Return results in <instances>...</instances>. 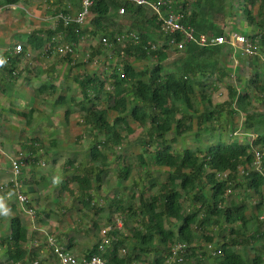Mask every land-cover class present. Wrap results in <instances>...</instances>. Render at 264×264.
Here are the masks:
<instances>
[{"label": "trees", "instance_id": "16d2710c", "mask_svg": "<svg viewBox=\"0 0 264 264\" xmlns=\"http://www.w3.org/2000/svg\"><path fill=\"white\" fill-rule=\"evenodd\" d=\"M20 1L0 0V6ZM70 1L73 5L79 2ZM241 1L249 31L239 28L235 31L252 39L260 50L264 46V0ZM256 5L257 12L254 11ZM122 7L127 12L121 23V27H128L125 31L113 28ZM172 8L182 14V23L193 27L197 34L225 33L223 30L211 33L214 24L210 22L224 10L225 0H174ZM55 12H67V8L59 5ZM90 16L93 17L91 27L75 23L64 27L60 20L55 28L35 29L22 43L20 53H16V46L13 52L9 49L4 52L2 58L6 63L0 68V115L9 109L30 124L36 108L28 111L8 108L12 98L5 94L12 78L21 76L17 69L24 65L27 49L39 50L46 58L52 56L58 43L53 37L65 29L67 33L63 39L73 48L86 35L94 39L99 37L89 61L99 63L105 58L104 69L100 73L94 71L73 77L82 93L78 103L85 112L82 122L94 136L90 158L82 168H75L73 159L66 161L78 172L72 179L79 185L80 202L90 208L96 207L97 213L105 210L103 206L98 207L96 191L102 188V175L113 164L109 155L115 157V163L124 159L117 151L129 144L127 135L135 132L132 123L146 130L145 138L140 141L143 149L138 160L145 169L142 180L147 179L149 184L136 180V191L128 200L121 193L106 198L111 212L119 213L115 218V215L109 216L108 222L123 217L124 231L110 230L103 240L80 257L100 253L114 264H166L174 245L182 242L187 245L181 254L184 260L172 264H264L261 249L253 256L240 251L241 247L264 241V157L260 169L255 164V150L264 153V67L260 64L259 52L244 55L241 50L235 53L230 45L203 47L195 43L179 51L171 40L180 42V34L167 33L152 9L127 0H94ZM231 32L234 31L226 35ZM104 37L108 39L107 45L102 41ZM171 50L183 54L179 57L178 70L168 71L166 60ZM226 52L236 54L240 60L248 59L254 71L247 78L238 75V83L227 85L228 98L215 103L207 93L209 87L218 90L221 83L233 77ZM72 54L67 52L62 63L56 62L60 71L68 69L69 76L72 68L78 66ZM142 61L150 65L138 67L137 63ZM23 68L31 69L28 64ZM52 80L34 87L35 94L42 98L54 94L57 85ZM198 94L206 102L203 109L199 107ZM72 100L74 98L59 95L55 101L69 104L66 109L69 116L74 112L70 105ZM111 112L115 113L114 117ZM240 114L244 119L241 132H238L240 126L236 117ZM192 132L199 139L208 132L217 140L206 147L192 148L187 145L188 134ZM238 133L240 139L235 137ZM100 135H104V139ZM38 140L24 144L31 150L36 163L43 155ZM178 140L184 142L177 147ZM147 165L165 172L166 177L155 176L154 169L148 170ZM132 170L131 163L119 165L118 177L128 180ZM62 184L64 189L68 188V180ZM148 186L159 188L147 195ZM36 191L32 187L27 194ZM30 203L26 205L33 209ZM16 209L14 204L12 210ZM128 218L134 222L131 227L125 224ZM94 225L99 228L98 222ZM30 242L29 227L21 215L12 216L9 234L0 236V264H31L37 259L40 264H49L50 255L41 258V245L32 247ZM101 245H105L104 251ZM72 247L70 240L66 248L72 250ZM121 249L126 252L122 253ZM218 250L221 253H213Z\"/></svg>", "mask_w": 264, "mask_h": 264}, {"label": "rangeland", "instance_id": "374dc122", "mask_svg": "<svg viewBox=\"0 0 264 264\" xmlns=\"http://www.w3.org/2000/svg\"><path fill=\"white\" fill-rule=\"evenodd\" d=\"M59 5L60 7L67 8L71 13H77L81 1L79 0L76 5H73L70 0H21L16 7L15 5L4 8L0 6V39H4V36L9 35L15 29V25L18 27L54 28L59 23L55 12ZM243 8L244 4L241 0H225L224 10L211 18L210 22L214 24L211 33H218L221 30L227 33L235 31L238 28L249 31V25L245 23ZM254 11L257 12V5ZM126 13H120V16L115 19L116 23L113 26L115 30L123 28V31H125L128 29L124 25L126 24L125 21L123 23L124 26L121 27ZM91 17L84 24V28L85 26L91 27V19L93 18ZM15 18H17V23L14 21ZM15 36H11V40H0V58H2L7 49L13 52L14 46L23 43L22 40L26 38L24 33L15 32ZM98 42L99 37L94 39L86 35L74 47L75 50L72 58L78 66L72 68L70 71L71 76L68 75V69L64 68L60 71V68L56 67V62L62 63L66 55L58 52L60 44H69L65 39H60L52 56L48 58L39 53V50L27 49L24 65L28 64L31 68H29L30 71L27 68H23L24 65L22 67L19 66L17 73H20L21 76L17 78L14 76L12 81L6 86L5 94L10 95L12 98L11 102L7 104L8 108L28 111L34 107L37 112L30 124L26 123L25 118L17 116L13 112H10L9 109L2 112L0 115V163L7 165L10 157H16L21 152L29 155L32 163L29 164L28 169L24 170V178L27 180L26 182L29 186L31 185L37 189V195L36 193L27 194L26 192L33 210L36 211L33 213H27L28 207L26 204L24 206L18 204V211H13L10 209L11 200L3 198L4 203L10 209V213L7 216H0V231H5L6 226H8L7 229L10 232V218L15 215H21L24 223L29 227L32 242L37 240L38 246L41 245L39 252L41 249H45L46 238L48 235H51L60 239L61 242L63 241L61 245H64V247L71 240L73 247L71 248L72 251H69L78 256L85 255L97 242L105 238L104 230L110 225L114 226L115 222H108L109 216L113 217L115 215V218L119 214L111 212L112 210L108 207L106 198H113L115 193H121L125 200H128L130 195L136 191L134 185L136 180H139L143 184H149L147 179L142 180V177L145 175V169L138 160V154L143 149L140 141L145 138L146 130L136 123H132L135 129L134 133L127 135L124 132L127 135L126 140L129 144L124 148H118L117 153H121L124 159L115 163V157L109 155L110 160H113V164L111 163L107 171L102 175V188L96 191L97 202L100 204L98 207L103 206L105 208L104 211L97 213L98 209L96 207L90 208L80 202L79 185L72 179L73 175L78 172L66 164L67 160L73 159L74 167L78 168L80 166L82 168L85 161L90 158L91 141L94 136L91 129L82 122L85 112L82 110V105L78 104L79 100L82 99V93L77 84L74 83L73 77L82 73H94V71L100 73L104 69L105 58H102L99 63L89 61L92 47ZM234 51L237 53L240 50L234 49ZM228 52H226L229 55L228 66L231 69L233 77L227 78L221 83L218 90H213L209 87L207 93L210 94L212 101L215 103L222 102L228 98L227 85L229 83H238L239 80L236 78L238 75L247 78L254 71L252 66L248 64V61H246L248 59L240 60L236 54H229ZM182 54V52L171 50L170 57L166 60V69L168 71L178 70L176 67L180 66L179 57ZM259 57L260 64L264 67V46L260 47ZM53 62L55 65L52 66ZM147 62H138L137 66L141 68L150 65V62L148 64ZM56 74L58 78H55ZM38 79L44 80L40 81ZM50 80L56 83L57 91L48 97L42 98L37 96L34 92V87H38L44 82L50 83ZM59 95H65L69 99L70 97L74 98L70 104L74 112L70 113L69 116L66 115V109L69 104H58L55 101ZM198 104L201 109L206 104L200 94H198ZM104 105L107 106L108 103ZM114 116L115 113L111 112V117ZM243 119L244 117L241 114L236 117L238 126H240L238 132H241ZM235 137L240 139L241 135L238 133V135L235 134ZM100 138L104 139V135H100ZM32 139H39L38 141L41 143L38 147L43 155H41V159L37 163L34 161L35 158L31 150L24 145L25 143L30 144ZM216 140L215 135H210L208 132H205L202 137L200 136V139L195 137L194 132H192L188 134L187 145L192 148L206 147ZM183 142L182 140H178L176 146H180ZM125 163H131L133 170L128 180H121L118 177L119 165L123 166ZM147 167L148 170L149 168L151 170L154 169L151 165H147ZM154 175H158L164 179L167 174L154 169ZM5 178H1L3 180L0 182L1 184L8 183L10 177L4 180ZM64 180H68L67 189L63 187L62 183ZM158 188H149L148 186L146 194L150 195ZM7 191L3 192L6 193ZM1 196L0 192V198ZM13 198V202H16L17 197L13 195ZM95 222H98L99 228L94 225ZM126 222L128 223V227L134 225L131 218L126 219L125 224ZM122 230L124 231V227ZM32 242L30 243L31 246ZM263 245L264 241H258L250 246L248 245L247 248L241 247L240 251L253 256L257 249H261L264 254ZM47 253V255H50L49 264H58L49 250H47ZM40 256L41 258H45L41 252ZM1 258L0 255V260Z\"/></svg>", "mask_w": 264, "mask_h": 264}, {"label": "built area", "instance_id": "2783aa9c", "mask_svg": "<svg viewBox=\"0 0 264 264\" xmlns=\"http://www.w3.org/2000/svg\"><path fill=\"white\" fill-rule=\"evenodd\" d=\"M129 2L136 3L137 5L147 6L154 13L158 15L161 20L162 28L172 35L180 34L182 40L176 42L175 39L171 40V43L175 44L179 51H183L187 44L195 43L200 46H216V45H230L235 50H241L244 55H255L259 52L258 45L252 41L248 36L243 33L234 31L229 35L219 34V35H209L207 33L197 34L196 30L191 26H186L182 23V14L173 10L172 5L174 0H127ZM15 5V4H14ZM94 5V0H81V5L77 13L59 12L56 17L58 21H62L64 27H68L70 24L75 23L79 26H84L88 21V18L91 15V8ZM16 7V5H15ZM120 13H125V8L120 9ZM56 27V26H55ZM54 27V28H55ZM67 33V29L60 31L55 34L53 41L59 42L60 39H63ZM133 35V34H132ZM102 41L107 45L108 39L103 38ZM23 50L22 43H19L15 51L20 53ZM74 48L70 44H60L58 47V52L61 54H66L67 52L73 53ZM256 157V166L258 169L261 168L264 153L261 151L255 150ZM30 162V157L27 154L20 153L16 157H11L10 166H11V177L8 183L0 184V192H5L8 194H13L17 197V201L21 205H25L29 202V196L24 191V169L28 166ZM10 188V191H9ZM33 209L27 208V213H33ZM115 224L110 225L104 230V235H106L110 230L117 229L122 230L124 227V218L119 216L115 219ZM106 237V236H105ZM45 249H41V254L47 256V250L58 261V264H114L109 261L100 253H93L89 257H80L71 251H69L64 245H61L54 236L48 235L45 242ZM38 241L35 240L32 242V246H38ZM187 245L182 242H178L173 247V253L170 259L166 264H172L174 261H183L184 257L181 255L186 251ZM212 245H209V248L212 249ZM101 249L105 250V245H101ZM126 251L123 249L122 253ZM214 254L221 253V250L217 252L214 251ZM31 264H40V260L37 259ZM142 264V263H135ZM151 264V263H143Z\"/></svg>", "mask_w": 264, "mask_h": 264}, {"label": "crops", "instance_id": "0c3cea01", "mask_svg": "<svg viewBox=\"0 0 264 264\" xmlns=\"http://www.w3.org/2000/svg\"><path fill=\"white\" fill-rule=\"evenodd\" d=\"M15 5H17V4H15ZM18 5H19V3H18ZM8 6V5H7ZM9 6H14V4H12V5H9ZM4 7H6V6H4ZM4 7H1V8H4ZM0 8V9H1ZM16 19L17 18H15L14 19V21L17 23V21H16ZM16 27H15V29L12 31V32H10V34L9 35H7V36H4V39H0V40H4V41H6L7 39H9V40H11V36H13V37H16L15 36V32H18V33H24V35H26V38L24 39V40H22L23 42L24 41H26L27 40V38H28V36H29V34L32 32V31H34L35 29H37V28H40V27H18L17 25H15ZM21 39V38H20ZM10 159H11V157H10ZM10 159H9V162H8V164L7 165H2L1 163V165H0V182L1 181H3L1 178L2 177H6L4 180H6L8 177H11V166H10ZM29 168V164H28V166L26 167V169H28ZM25 169V170H26ZM10 179V178H9ZM26 179H24V182H25V185H24V191H25V193L26 192H28L31 188H32V186L30 185L29 186V184L25 181ZM9 181V180H8ZM1 184V183H0ZM1 198H6L7 200H11V207H10V209L12 210V206L15 204L16 205V211H18V201H16V202H13V200H14V198H13V194H8V193H4V192H1ZM36 195H37V193H36ZM17 199V198H16ZM9 203V202H8ZM8 226H6V232L5 231H0V236H6L7 234H9V232H8ZM30 231V230H29ZM4 233H6L5 235H4ZM31 243V242H30ZM72 251V250H71ZM73 253V252H72ZM46 254H48V253H46Z\"/></svg>", "mask_w": 264, "mask_h": 264}, {"label": "clouds", "instance_id": "9594fccd", "mask_svg": "<svg viewBox=\"0 0 264 264\" xmlns=\"http://www.w3.org/2000/svg\"><path fill=\"white\" fill-rule=\"evenodd\" d=\"M6 61L3 58H0V66H3ZM10 213V209L6 206L3 201V198H0V216H7Z\"/></svg>", "mask_w": 264, "mask_h": 264}]
</instances>
